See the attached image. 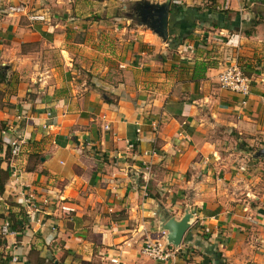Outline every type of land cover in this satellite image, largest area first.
I'll return each instance as SVG.
<instances>
[{
	"label": "crops",
	"instance_id": "0c3cea01",
	"mask_svg": "<svg viewBox=\"0 0 264 264\" xmlns=\"http://www.w3.org/2000/svg\"><path fill=\"white\" fill-rule=\"evenodd\" d=\"M170 5L168 30L182 37L173 50L105 0H0V222L22 224L24 264H264V0ZM207 9L215 28L197 20ZM233 62L249 78L245 98L218 86ZM12 136L26 141V190L54 197L38 223L4 180ZM185 213L172 261L140 254L161 219Z\"/></svg>",
	"mask_w": 264,
	"mask_h": 264
},
{
	"label": "built area",
	"instance_id": "2783aa9c",
	"mask_svg": "<svg viewBox=\"0 0 264 264\" xmlns=\"http://www.w3.org/2000/svg\"><path fill=\"white\" fill-rule=\"evenodd\" d=\"M71 1H98V0H71ZM122 1V0H117ZM24 8L22 5H8L4 8V12L8 15L21 14ZM38 17H33L37 19ZM218 86L221 90H225L231 93L238 94L240 97L245 98L249 94L250 81L249 78L239 69L237 64L229 63L219 73L217 78ZM104 129H107L104 126ZM136 132H139L136 130ZM25 139L23 137L12 136L6 142L8 149V169L9 178L12 181V186L15 187V198L21 204L24 217L28 221H35V223L41 222L42 216L45 212V208L51 207L54 204V197L52 196H36L33 192L26 190L28 185L20 181V175L22 173V163L20 158L22 157V149L25 146ZM61 211L71 212L72 210L59 206ZM194 218L193 223L196 222ZM22 225V224H21ZM259 231L264 244V219L259 223ZM207 232L206 229L203 233ZM160 236L155 239L145 238L139 247V252L142 256L149 258L153 261L166 263L172 261L179 251V245L173 247L165 240V232L159 230ZM18 236L16 230L11 226V223L7 219H3L0 222V241L9 242L7 245L6 253L3 255V264H24L21 257H19L15 250L17 242L15 238ZM264 247V246H263ZM107 264H122L118 255H112L108 257Z\"/></svg>",
	"mask_w": 264,
	"mask_h": 264
},
{
	"label": "water",
	"instance_id": "95a60500",
	"mask_svg": "<svg viewBox=\"0 0 264 264\" xmlns=\"http://www.w3.org/2000/svg\"><path fill=\"white\" fill-rule=\"evenodd\" d=\"M132 6L139 23L146 26L161 42H165L170 21V0H164L161 3L138 1ZM257 156H264V148L259 151ZM191 223V214L185 213L178 221L172 218L161 219L159 230L165 232V240L168 244L177 247Z\"/></svg>",
	"mask_w": 264,
	"mask_h": 264
},
{
	"label": "trees",
	"instance_id": "16d2710c",
	"mask_svg": "<svg viewBox=\"0 0 264 264\" xmlns=\"http://www.w3.org/2000/svg\"><path fill=\"white\" fill-rule=\"evenodd\" d=\"M171 7H170V9H172L173 11L175 10V11H177L178 10V8L175 6V5H170ZM211 6V5H210ZM210 8V7H209ZM195 11H199V9L198 8H196V9H194ZM208 11H207V13H203V14H200V15H198L199 17H198V21L200 22V23H202V24H206L208 27H210V28H215V21H213V20H210V18H209V16L208 15H210V14H214L215 15V11H213L212 9H207ZM228 28V30H232L233 28H234V26H229V27H227ZM181 41H182V37L180 36V35H176L175 33H174V31L172 30V28H169V30H168V34H167V38H166V43H167V47H168V49H171V50H173V49H175V48H177L180 44H181ZM206 67L200 62V63H197V64H195L194 65V67H193V71H197V73H201V72H203V70L205 69ZM0 69H3L2 67H0ZM4 74H2V72L0 71V83H2V82H4ZM0 124H1V122H0ZM1 128H0V131H3V125L1 124V126H0ZM6 153H7V155H8V149H7V146H6V151H5ZM30 158V157H29ZM31 158H33L34 160H36L38 157L36 156V155H33V156H31ZM1 173V172H0ZM3 175H4V180L5 179H7V176H8V178H9V174L7 173L6 174V172H3ZM4 182L5 181H3V182H0V193H1V191H2V189H3V185H4ZM11 218V217H10ZM10 223H11V226L16 230V232H17V234L19 235L21 232H22V225L20 224L19 225V223L18 222H16L15 220H12V219H7ZM214 254L216 255L217 253H215L214 252ZM218 256V255H217ZM220 260V259H219ZM53 259H51V260H47L46 259V262H51L52 264H53ZM45 262H44V259H40V258H37V260H36V263L35 264H44ZM58 264H61V263H58ZM220 264V263H219Z\"/></svg>",
	"mask_w": 264,
	"mask_h": 264
},
{
	"label": "rangeland",
	"instance_id": "374dc122",
	"mask_svg": "<svg viewBox=\"0 0 264 264\" xmlns=\"http://www.w3.org/2000/svg\"><path fill=\"white\" fill-rule=\"evenodd\" d=\"M106 2H110V3H112L114 6H115V9H116V13H118V14H121V16H124L125 15V20H126V24H128L129 25V27H131V26H133V25H138V24H140L139 23V21L137 20L138 18L136 17V13L134 12V10L132 9L133 8V6H132V4L133 3H135V2H138V1H147V2H150V0H122V1H117V0H105ZM163 1V0H162ZM123 6V7H122ZM129 18H128V17ZM131 18V19H130ZM125 24V23H124ZM141 25V27H143L144 29H146L147 31H149L147 28H146V26H144V25H142V24H140ZM149 33H151L150 31H149ZM157 40H158V42L160 43L161 41L153 34V33H151ZM165 44L166 45V47H167V43L166 42H161V44ZM107 44L108 45H110V46H115V44L112 42V40L110 39V40H107ZM108 45H107V47H108ZM168 48V47H167ZM3 68V67H2ZM0 71L2 72V74H4V79L6 78V74H5V72H6V69L4 68V69H0ZM1 84L2 83H0V89H2L1 88ZM2 96H3V93L1 92V90H0V100H1V98H2ZM1 103V102H0ZM2 105V104H1ZM0 126H1V124H0ZM1 128V127H0ZM263 220V219H262ZM261 220V221H262ZM261 245H262V247L264 246V244L263 243H260ZM57 260H60L59 258L57 259ZM44 264H52L51 262H46V263H44ZM54 264V263H53Z\"/></svg>",
	"mask_w": 264,
	"mask_h": 264
}]
</instances>
